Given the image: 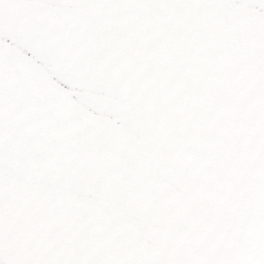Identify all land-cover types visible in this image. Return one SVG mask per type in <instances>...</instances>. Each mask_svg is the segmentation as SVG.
I'll return each instance as SVG.
<instances>
[{
	"label": "snow or ice",
	"instance_id": "6c2138e0",
	"mask_svg": "<svg viewBox=\"0 0 264 264\" xmlns=\"http://www.w3.org/2000/svg\"><path fill=\"white\" fill-rule=\"evenodd\" d=\"M0 264H264V0H0Z\"/></svg>",
	"mask_w": 264,
	"mask_h": 264
}]
</instances>
